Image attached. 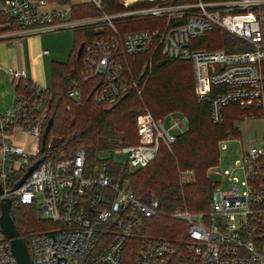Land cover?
<instances>
[{
    "label": "built area",
    "instance_id": "built-area-1",
    "mask_svg": "<svg viewBox=\"0 0 264 264\" xmlns=\"http://www.w3.org/2000/svg\"><path fill=\"white\" fill-rule=\"evenodd\" d=\"M127 1L120 0L126 9L116 14L74 19L70 3L0 0V41L57 27L94 29L100 36L83 44L80 77L93 83L91 98L106 108L130 91L141 95V76L150 75L155 53L190 61L195 100L208 105L212 123L221 124L226 108L237 105L235 121L263 124L257 141L242 146L232 169L223 170L229 188L222 191L214 183L207 211L183 208L166 214L156 198L143 201L126 179L114 177L115 168L147 166L161 145L169 148L185 131L186 118L173 112L159 118L147 109L140 112L137 143L99 149L93 163L82 146L55 158L44 156L41 138L52 92L9 68L14 87L19 79L26 82L14 90L11 110L0 113V203L11 200L10 214L32 206L37 218L49 223L19 234L33 264H264V0ZM89 2L100 8L101 0ZM126 18L149 20L152 27L120 33L115 22ZM214 30L235 37L237 50L192 46V40ZM245 45L251 48L241 49ZM144 54L149 58L138 65L134 59ZM68 98L79 100L80 91L73 87ZM117 155L126 156L125 165L115 161ZM212 170L221 174L217 165ZM157 215L185 223L184 236L149 234V221ZM0 264H18L1 229Z\"/></svg>",
    "mask_w": 264,
    "mask_h": 264
},
{
    "label": "trees",
    "instance_id": "trees-1",
    "mask_svg": "<svg viewBox=\"0 0 264 264\" xmlns=\"http://www.w3.org/2000/svg\"><path fill=\"white\" fill-rule=\"evenodd\" d=\"M57 1L69 2L68 0ZM131 1L133 0L127 2ZM125 9L120 0H101L100 8H97L92 2H87L72 6L71 17L74 19L92 17ZM115 26L120 33L152 27L149 20L138 18L118 20L115 22ZM74 29L75 46L69 55V60L66 63L53 62L51 64L53 87L49 88L52 92V98L49 102V116L53 118V121L45 141L43 155L55 158L62 153V150L74 152L76 146L80 145L85 150L87 162L93 163L97 150L115 146L119 139L122 141L119 145L137 143L132 138L133 131L131 130L133 116L139 111L137 108L140 102L151 109L152 112H150L155 118L162 117L169 112L179 114L187 118V129L176 134V139L170 150L161 145L156 158L147 166L131 174L130 178L137 186L136 191L141 196L139 198L147 201L146 199L153 195L162 212L175 211L181 206L183 200L187 205L184 203V208L188 211H207L215 184L209 176H206V170L218 163L219 141L228 135H238V131L234 127L238 106L233 105L226 108L221 124L212 123L208 105L198 103L195 100L191 62L167 59L161 54L155 53L151 58L150 77L141 95L138 96L136 92L130 91L126 95L133 94L131 97L123 99L111 108H106L104 104L96 103L91 98L90 92L93 83L82 81L80 77L82 55L79 58L76 56L81 43L84 44L100 36V33H96L91 28ZM210 34H215V41L212 39L207 41L211 38ZM234 41L232 35L214 30L207 32L201 38L192 40V46L194 48L213 49L203 47L211 42L214 46H222L226 51H234L236 49ZM137 58L134 60H137V64L140 65L147 61L149 55L144 54ZM25 82V80L19 79L14 87L15 92L22 90ZM73 87L80 91L79 100L68 98V92ZM125 121H128L127 125ZM134 124L133 128L137 134L136 123L134 122ZM51 139L58 141L50 144ZM177 169L193 170L195 181L180 186ZM125 172V169L115 168L113 175L115 178L119 175L122 177ZM11 215L20 235L26 233L29 228H34L33 225L30 226L31 221L36 220L35 209L32 206H19L12 211ZM151 221L156 223L151 230L148 227V233L157 237L181 238L187 228L185 223L182 227V222L162 215L152 217L149 222ZM158 221H161V224L157 223Z\"/></svg>",
    "mask_w": 264,
    "mask_h": 264
},
{
    "label": "rangeland",
    "instance_id": "rangeland-1",
    "mask_svg": "<svg viewBox=\"0 0 264 264\" xmlns=\"http://www.w3.org/2000/svg\"><path fill=\"white\" fill-rule=\"evenodd\" d=\"M112 14H116V12L108 14V15H112ZM224 34H227V33L224 32ZM210 37L211 38H209L207 41H210L211 39H212V41H215V34H210ZM233 38L235 39V41H234L235 46L234 47L236 48L238 41L235 37H233ZM13 40H15V41L17 40L15 42V44H14ZM14 45H15V47H13ZM1 46H4L5 52L3 50L1 51V61L2 62H0V69H1L0 74H2V75L0 76V94L6 93L5 94V100L10 101V104L9 105L7 104V107H5V110H0V113H3L5 111L11 109V107L13 105L14 94H15L14 93V86L11 82L12 81L11 77H10V80H8V82H7V80L5 79L3 74H8L9 67H12L11 69L13 71L24 70L26 74H33V77H34V79H32L31 77L26 76V79H28L29 81H32L36 84H39V85H46L48 88L51 89L53 87V80H52V76H51V64L53 62L66 63L69 60V55L75 46V29L71 28V27H57V28H54L52 30H48V31H45L42 33L25 34L23 36H17L15 38L7 39L5 42L0 41V47ZM203 47L204 48L220 49V50L226 51L225 49H223L222 46H214L213 44H211V42H208ZM250 48H251L250 45H245L241 49H250ZM43 49H46L48 51V54L42 55ZM8 50L11 51L12 58L13 57L16 58V64L15 63H13V64L9 63ZM20 50L22 51V54L20 53ZM236 50L237 49H235L234 51H236ZM227 52H231V51H227ZM21 55H23L22 58H21ZM136 59H138V58L136 57ZM134 65H135V63L132 62V66H134ZM139 76H140L139 74H135L136 79H139ZM149 77H150V75L147 77L146 74L145 75L143 74V77L141 76L142 90L144 89ZM81 88H83V87H81ZM132 95L133 94L125 95L123 98H121V100L119 102H121L125 98H128L129 96L131 97ZM136 98L140 99L139 97H136ZM141 98H142V96H141ZM118 103H116V104H118ZM49 106H50V103H48V106H47L46 123H47V120L50 118ZM145 108H147L149 111H151V109L149 107L144 106V104L142 102H140V104L137 108V111L139 110L137 112V114L140 113V111L144 110ZM169 113H171V112H169ZM167 114H165V115H167ZM136 115L133 116V127L135 126L134 122H135ZM168 123H169V118H167L165 120V125L168 126ZM125 124L127 125L128 121H125ZM185 125H186V129H187V118H186V124ZM133 127L131 130V131H133L132 138L136 142L138 139V135L135 133V128H133ZM234 127L238 128V130H239L238 135H236V136L228 135L225 138L227 140H225L226 141L225 147H223V148H220V141L218 143L219 159H218V163H217V170H219L221 174H215L214 170L211 171L212 167H210L206 170V176H208V174L210 173L209 174L210 180L212 182H214L215 184L217 183L218 187L222 191H226L230 185V182L225 180L222 176L223 170H225V169L231 170L232 167L235 165V162L240 157L241 147L243 146L244 148H247L249 146V144L256 142L257 141L256 139L259 136H261L263 133L262 121L258 120V119L249 120V121H245V122L234 121ZM56 141H58V140L57 139H51L50 144L55 143ZM119 143H122L121 139L116 141V145H118ZM79 146L80 145H77L76 148ZM170 147L169 148L166 147V148L168 150H170ZM66 151H68V150H62L61 152L62 153H68ZM115 161L122 164V165H125L126 156L125 155H117V156H115ZM125 170H126V172H125V175H123L124 177L123 176L121 177V175H119L118 177L126 179L127 183L132 187V189H133L134 193H136L137 197L141 198V196H139L138 192L136 191L137 186L133 183V180L130 178V175L133 174L138 169L137 170H131V169L129 170L126 168ZM187 170L177 169V174H178L180 186H183L184 184L192 183L195 181V172L192 170L193 174L188 175ZM134 175H136V174H134ZM134 175H132V176H134ZM137 175H139V174H137ZM141 177H143V176L141 175ZM180 188L182 189V187H180ZM152 198H155V197L153 195H151L146 200L148 201ZM144 201H145V199H144ZM184 203L186 205V202L183 200L181 206L179 208H177L175 211L183 209L185 207ZM175 211H172V212H175ZM172 212H170V213H172ZM164 213L169 214V212L168 213L164 212ZM35 218H36V220L31 221L32 223L30 225L31 227L33 225L34 228L33 229L29 228L28 231L33 232V231L40 230L43 227L49 226L48 222L41 220V219L39 220L36 215H35ZM155 223L156 222H153V221L149 222V230H151L153 228ZM157 223L161 224V221H158ZM162 225H164V224H162ZM182 227H183V222H182ZM163 233H165V232H163ZM165 234L167 235L168 233L166 232Z\"/></svg>",
    "mask_w": 264,
    "mask_h": 264
},
{
    "label": "water",
    "instance_id": "water-1",
    "mask_svg": "<svg viewBox=\"0 0 264 264\" xmlns=\"http://www.w3.org/2000/svg\"><path fill=\"white\" fill-rule=\"evenodd\" d=\"M83 49V43H81L77 49L76 56L77 58L80 57L81 52ZM113 107V106H112ZM53 118L50 117L47 120V123L45 125L42 138H41V148L40 150L43 152L45 150V141L49 132V129L51 127ZM39 164V161H37L35 164H33L27 173L22 177V179L15 185V187H18L22 181L29 176V174L34 170L37 165ZM2 193V189L0 187V194ZM10 205L11 200L6 199L3 202L0 203V229L4 236L9 239L11 250L14 255V257L17 260L18 264H33L32 260L30 258L28 247L26 244V240L19 236V232L15 227L14 221L10 214Z\"/></svg>",
    "mask_w": 264,
    "mask_h": 264
},
{
    "label": "crops",
    "instance_id": "crops-1",
    "mask_svg": "<svg viewBox=\"0 0 264 264\" xmlns=\"http://www.w3.org/2000/svg\"><path fill=\"white\" fill-rule=\"evenodd\" d=\"M69 2H67V3H70L72 6H76V5H80V4H83V3H87V2H89L90 0H68ZM7 39H5V40H1V42L2 41H6ZM17 41V40H16ZM15 40H13V42H14V44H15V42H16ZM13 47H15V45L13 46ZM4 51L5 52V49H4V46H1L0 47V62H2L1 61V51ZM11 50V49H10ZM10 50H8V53H9V63H11V64H13V63H15L16 64V58L15 57H13L12 58V54H11V51ZM43 50H46V49H43ZM20 53L22 54V51L20 50ZM48 54V53H47ZM42 55H46V54H42ZM22 56L23 55H21V58H22ZM9 68H12V67H9ZM1 70V69H0ZM17 71H21V70H17ZM23 72H24V76H25V78H26V76H28V77H31L32 79H34V77H33V74H26L25 73V71L24 70H22ZM2 74H0V76H1ZM4 75V77H5V79L7 80V82H8V80H10V77H11V80L13 81V77H12V75L11 74H9V72H8V74H3ZM28 80V79H27ZM11 81V82H12ZM13 84V83H12ZM5 94L6 93H4V94H0V110H5V107H7V104L9 105L10 104V101H7V100H5ZM13 106V105H12ZM12 108V107H11ZM11 110V109H10ZM17 143H19V144H22V142L21 141H18Z\"/></svg>",
    "mask_w": 264,
    "mask_h": 264
}]
</instances>
